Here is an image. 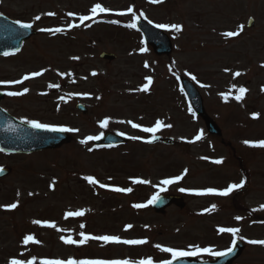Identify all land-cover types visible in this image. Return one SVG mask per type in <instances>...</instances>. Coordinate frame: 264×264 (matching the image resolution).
<instances>
[{"label":"rangeland","instance_id":"obj_1","mask_svg":"<svg viewBox=\"0 0 264 264\" xmlns=\"http://www.w3.org/2000/svg\"><path fill=\"white\" fill-rule=\"evenodd\" d=\"M97 3L109 11L81 23L79 16H91ZM129 7L136 17L153 25H181L180 32L163 29L172 42L168 58L154 56L138 31L128 27L133 22ZM49 12L54 15H46ZM0 14L14 22L31 23L35 32L18 55L0 58V81L42 72L21 84L0 83L5 95L1 107L23 123L37 120L79 130L68 133L72 141L54 151L22 157L0 153V168L11 170L9 177L0 180V264L13 259L24 264L46 260L138 264L147 259L159 263L171 259V254L158 249V244L178 250L233 247L232 234L220 233L221 227L240 229L235 240L244 249L234 264H264V245L248 243L264 240V208L260 207L264 205V148L244 143L264 140V0H0ZM37 15L40 20L34 19ZM249 20L254 22L252 29L247 28ZM70 23L79 26L69 29ZM241 26L238 36L224 35ZM56 27L65 31H39ZM103 53L116 56L115 61H101ZM235 72L241 75L234 76ZM146 77L152 78L149 90L138 91L147 83ZM180 77L195 85L205 113L221 136L208 135L202 121L189 111ZM240 87L247 91L237 101ZM23 88L29 91L22 96L7 95ZM76 104L85 105L88 113L81 115ZM105 119L108 126L101 128ZM157 120L171 125L155 133L160 139L157 144L146 142L152 140L151 133L127 123L152 127ZM107 132L124 133L120 136L127 144L96 150L92 147L95 140L80 143L87 136ZM162 140L173 143L166 146ZM86 176L99 183L89 184ZM176 176L182 178L161 185L162 180ZM242 180L243 186L227 196L188 191H219ZM100 183L132 191L103 193ZM157 194L181 195L186 208H171L165 217L157 216L148 204ZM11 203L17 207H5ZM132 203L145 207H131ZM81 210L82 216H66ZM34 220L56 227L34 224ZM79 228L85 235L147 243L90 239L84 244H65L61 240L70 236L79 241ZM26 235L37 242L25 244ZM197 256L213 257L208 253Z\"/></svg>","mask_w":264,"mask_h":264},{"label":"water","instance_id":"obj_2","mask_svg":"<svg viewBox=\"0 0 264 264\" xmlns=\"http://www.w3.org/2000/svg\"><path fill=\"white\" fill-rule=\"evenodd\" d=\"M133 1V0H130ZM248 28L253 27V21H248ZM137 30L141 33L145 43L152 49L154 54L158 56L168 57L172 53V45L170 39L162 32L161 29L155 28L143 19H139L136 24ZM33 31L30 29H22L18 23H14L6 16L0 15V56L4 53L15 54L22 48V43L32 37ZM101 60L113 62L115 57L111 54L104 53L100 56ZM181 87L185 92V97L191 105V109L196 113L206 125V131L212 136H220V132L215 123H213L204 113L203 103L199 93L196 91L192 83L184 78H180ZM3 101V95L0 93V102ZM83 115L87 113L85 107H76ZM71 138L66 133H50L42 130L32 129L28 125L16 121L12 116L8 115L0 108V149L3 153L17 155H32L33 153L43 152V150H54L62 147L65 143H69ZM126 141L120 136L110 133L102 136L101 139L94 142L97 147H114L124 144ZM157 142V140H155ZM165 144L171 142L163 141ZM0 173V179L9 176L10 170L3 168ZM170 206H176L179 209L185 207L184 201L177 196L160 197L156 203H153V212L164 215V210ZM233 252L215 258L210 262H195L192 258L178 259L173 264H231L237 259L242 252L243 245L237 243L233 248Z\"/></svg>","mask_w":264,"mask_h":264},{"label":"snow or ice","instance_id":"obj_3","mask_svg":"<svg viewBox=\"0 0 264 264\" xmlns=\"http://www.w3.org/2000/svg\"><path fill=\"white\" fill-rule=\"evenodd\" d=\"M151 3H161L162 0H150ZM109 9L101 7V5L99 3H97L95 6H93L91 8V13L92 15H81L79 16V20L81 21V23H83L84 21L90 20L92 19L98 12H108ZM128 13H133V9L131 7H129L127 9ZM46 15L52 16L54 15V13H46ZM69 16L73 15L72 13H68ZM141 16H143V13H140ZM40 16L37 15L36 17H34L35 20H40ZM138 19V17L135 16V14L133 13V22L131 24L128 25V27L130 28H135L136 27V20ZM16 23L19 24V26L22 29H30L32 28V24L31 23H22L20 21H16ZM149 23H151V21H149ZM79 25L76 24H68L67 27L69 29L73 28V27H78ZM157 28H162V29H168L169 27H171L172 29H174L176 32H180L181 31V25L179 24H172V25H167V24H157L155 25ZM243 30V26H241L240 30L238 31H229L224 33V35L228 36V37H234V36H238L240 34V31ZM39 31L42 32H49V33H60L65 31L64 28L61 27H56V28H48V29H39ZM141 52L146 51V49L141 48L140 49ZM5 56L9 55L8 52L4 53ZM73 59H76L75 57ZM148 65L145 64V67H147ZM225 71H228V69H225ZM96 73H93V75H95ZM42 75V72H32L28 75H25L22 80H15V81H0V83H12V84H21L24 80H28L32 77H38ZM190 75V74H189ZM241 75L240 72H235L234 76H239ZM147 79V83L143 85L142 88L137 89L138 91H144L147 92L149 90V86L152 83V78L151 77H146ZM192 80H196V77L194 75L191 76ZM49 87H58V85H49ZM29 91L28 88H23L22 91H9L7 92L8 96H22L25 93H27ZM247 89H245L244 87H240L238 89V95L235 96V99L237 101L241 100L244 96V94L246 93ZM262 91H264V88H262ZM223 95V94H222ZM61 99H63V97H61ZM97 99H99V97H97ZM224 99H227V96H224ZM189 111H191V109H189ZM257 114L253 113V118H256ZM24 123L28 124L29 127H31L32 129H37V130H42V131H46V132H50V133H72V132H78L79 130L76 128H71V127H67V126H60V125H55V124H49V123H41L38 122L37 120H25ZM127 123L131 124V126L133 128L139 129L140 131L144 132V133H151L152 134V140L156 139L155 133L160 130L162 127H171V125H165L163 121L157 120L154 124V126L152 127H143L142 125L138 124V123H133L132 121H127ZM108 126V120L105 119L103 121L100 122V127L101 128H106ZM119 135H124V133H118ZM201 138L200 135L196 136V140H199ZM101 139L100 135H96V136H87L84 139H82L80 141L81 144H86L88 141H94V140H99ZM130 139L133 140H138L141 139V137L139 136H132L130 137ZM152 140H148L146 142L151 143ZM245 144H248L250 146L253 147H261L264 148V140H259V141H244ZM0 151H3V149H0ZM89 151H91V148H89ZM214 163H222V160H216L214 161ZM4 171L3 168H0V173H2ZM187 170H185L186 172ZM182 177L181 176H176L172 179H165L162 180L160 183L161 185H170L172 183H174L175 181H179ZM84 179H86L88 181L89 184H97L99 183L97 180H95L92 176H86L84 177ZM133 183H148V181H144V180H134ZM244 181L242 180L239 184H230L227 188L223 189V190H217L214 188H207V189H203V190H188V191H192L194 194L196 195H206V194H216V195H220V196H227L229 195L234 189H239L243 186ZM99 187L101 188H107L109 187L106 184L100 183ZM112 191H116V192H131L132 189L131 188H121V187H113L111 189ZM165 189L163 187H161L160 191H164ZM180 191H186L185 189L181 188ZM29 195H32V193H29ZM159 195H153L152 198L148 201V204H153L156 203L159 200ZM8 209H15L17 207V203H11L5 206ZM133 207L135 208H142L145 207V205L143 204H135L133 205ZM216 206L213 205L212 208L214 209ZM261 208H264V205L260 206ZM204 211H209V209H205ZM84 215V212L81 211H75V212H68L66 213V216H82ZM237 220L241 219L240 217H236ZM32 223L34 224H43L45 226L48 227H56L55 224L53 223H49L48 221H41V220H34L32 221ZM83 227V226H82ZM127 228H131V225H127ZM218 231L220 233H231L233 236V240H232V244L233 246L236 243L235 237L236 234L240 232L239 228H234V227H221L218 229ZM81 239L79 241L73 240L70 236L65 238L64 236H61V240H63V242L65 244H84L86 243L88 240L90 239H94V240H101L104 241L105 243H124V244H128V245H139V244H144L147 243L146 240L143 239H139V240H121L120 237L118 236H111V235H103V236H90V235H85L84 233H81ZM23 242L25 244H28L29 242H37L35 240V238L32 235H26L23 238ZM248 243L250 244H260V245H264V240H249ZM156 247L158 249H160L162 252L165 253H170L171 254V259H165V260H161L159 262V264H173L174 260H177L180 257H187V256H197L201 253H208L211 256H224V255H228L230 253L233 252V247H229L227 248L225 251H213L211 248L205 247V248H201L198 246H191L189 248V250H178L172 247H162L161 245H156ZM10 264H24L23 261L21 260H15L13 259ZM28 264H32V261H29ZM42 264H132V262L130 261H76V260H68V261H60V260H46L43 261ZM138 264H152V260L151 259H147V260H140L138 262Z\"/></svg>","mask_w":264,"mask_h":264}]
</instances>
